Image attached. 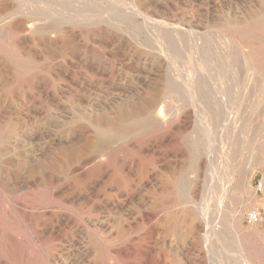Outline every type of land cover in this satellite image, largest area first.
<instances>
[{
	"label": "rangeland",
	"instance_id": "374dc122",
	"mask_svg": "<svg viewBox=\"0 0 264 264\" xmlns=\"http://www.w3.org/2000/svg\"><path fill=\"white\" fill-rule=\"evenodd\" d=\"M70 1L0 0V133L11 138L19 125L25 173L34 165L26 156L37 159L36 207L50 202L42 167L77 153L99 133L89 119L129 129L132 121L121 115L153 104L149 121L138 122L127 137L102 134L114 153L135 161L133 172L97 183L78 224L62 226V232L105 236L124 219L138 225L149 210L152 264H264V0ZM83 104L89 110L79 113ZM163 120L165 127L157 123ZM210 155L212 199L206 190L197 193L191 210L169 225L173 202L185 205ZM140 161L149 177L141 207ZM78 182L96 187L84 178ZM252 212L260 223L248 224ZM139 235L137 227L131 245H140ZM61 244L64 258L83 251ZM84 245L91 247L86 238ZM41 261L37 248L36 264Z\"/></svg>",
	"mask_w": 264,
	"mask_h": 264
},
{
	"label": "bare ground",
	"instance_id": "6f19581e",
	"mask_svg": "<svg viewBox=\"0 0 264 264\" xmlns=\"http://www.w3.org/2000/svg\"><path fill=\"white\" fill-rule=\"evenodd\" d=\"M27 28L30 30L33 28V25H29L27 26ZM1 69L2 67H0V80L2 81L3 76H4L2 73L4 69L2 70ZM203 89H201V91ZM221 96L223 97V94H221ZM2 102L3 101L0 100V116L4 114L2 112L5 111V108H4L5 106L3 105ZM211 102L213 103V100ZM152 108H153V104H146L145 106H143V108L142 107L135 108L136 110L134 109L135 111L133 112L128 111L124 113L123 115H121L122 114L121 113L120 115L122 116L121 118L124 119L123 120L124 122L128 120L129 118H130L129 120L132 121V126H130L129 129L125 127L123 128L115 127L114 122L113 121L109 122V120L107 119L106 120L89 119L88 123L94 128V130H98L99 133L98 134L95 133L96 136L93 139L92 138L89 139L86 142L85 146L79 148L77 153L74 152L75 154L70 155V156L68 154L67 157L63 155L64 157H60L58 159H52L51 161L47 160L48 163H46L45 166L42 167L41 169L42 175H43L42 178L44 182L46 183L45 188L50 195V202L40 203L41 205L39 204L37 205L39 207H36V182H37L36 181V178H37L36 177L37 176L36 175V164H37L36 160L37 159L31 158L28 155L26 156L27 160L30 161V164H34V165H33V169H28V171L25 173L26 168L24 167V161H23V158H24L23 150L24 149L22 150L21 143L23 141L19 135V132H20L19 125L15 123L14 133H13L14 136H12L11 138H8L2 133H0V264H36V249L37 248L43 252V262L41 261V263H38V264H152L151 254L149 253V248L147 246V241L150 238L148 221L151 215L148 213L149 210L148 211L146 210L145 212H143L142 215L140 216V219L136 220V221H139L138 225H136L134 222H129L128 219H124L123 221L116 223L117 226L113 228L112 231H110V233L106 234L105 236L104 234L100 237H96V236L94 237L92 235L87 236L85 233H83L79 229H77L71 234H64L61 229L62 226L78 224L79 218L82 216V213H81L82 206L84 204L86 205L91 202L92 199L90 197L91 195L90 193L95 191V188H97L98 184L102 185V183L104 184L114 183L111 180L113 179L116 173L120 177L121 174L124 173V171H128L131 174L133 172L135 161L131 158L122 157L121 155L120 157L119 155L114 153L113 152L114 148L112 147L113 142L105 140L102 134L111 133L114 131L117 134H120L121 138L124 137V135H126L125 137H127L128 131L131 132V129L136 130V125L138 124V122L149 121V117L152 114L151 112ZM227 109L226 111H228ZM87 110L89 109L84 104L79 106V109H78L79 113L83 111H87ZM161 110L163 111V109ZM159 113H160V110L159 112H157L158 114L157 116H159ZM227 114L228 113H226V115ZM215 120H217V118H215ZM225 122H228V121H225ZM157 123L159 124V126L162 125V127H165V124H166L164 120L162 122H157ZM184 124L186 123L184 122ZM223 126L225 127V125ZM75 134H73V136ZM207 137L209 136L207 135ZM128 138H131V137H128ZM38 156L36 155V157ZM209 157H210V160H208L207 162H204V163L201 162V166L205 167L204 172L202 173L201 171L200 173V169L198 170L197 180H195L192 186V190H191L192 193L188 194L187 201H184L185 205L183 204L180 205L182 206L183 210L179 209L180 207L179 205L174 204V202L176 201L173 202L174 210L172 209L173 210L172 213L171 214L169 213V220H170L168 222L169 225H171V219L175 220V217L183 213L184 210H189V211L191 210L192 205H189V204L193 203L194 199H196L197 193H200L206 190L207 200L212 199L210 197H213V190H214L213 183L215 179V170L213 167L214 165L212 162L213 159L211 155ZM114 160L120 161L118 162L120 163L119 164L120 167L117 170H114L115 168L113 169L112 167ZM141 163L142 161H140L139 168L137 167L138 169L136 170V177L139 181L137 190L141 194L140 207L141 205H144L145 203L144 202L145 200L142 198V196L144 192H146L145 194H148L147 185L149 181L148 170L146 168L145 169L141 168ZM93 172H96V175L93 177H90L92 176ZM202 174H203V177H202ZM254 175H255L254 173H251L250 176H252V179ZM201 177L203 179V182H201ZM78 178H84L87 181H94V183L96 184V187L91 182H90L91 184H87V185L81 184L80 182H78ZM121 181L125 182L124 180H121ZM173 181H174V176L171 174V177L169 178V182H170V185L168 186L169 188L171 187ZM124 187L125 188L128 187L127 183H124ZM169 188L167 189L169 190ZM123 192L124 191L119 190L118 195H121ZM133 193L134 192L128 191L126 193V197H128L129 199H134L135 194ZM95 196L99 197L101 196V193L97 192ZM104 207H107V205L105 204ZM202 211L203 210H201V212ZM202 213L205 217V220L207 219L206 221H208V224H206L207 229L212 231V228H210L211 217H209V215L207 214L206 209ZM36 220L38 221L37 224H36ZM137 227L140 232V235H139L140 245L133 246L131 245V242L133 240L132 236ZM193 230L196 231L197 228H193ZM210 233L211 232H209V234ZM85 238L88 239V243L91 246L90 248L84 245ZM62 241H66L70 243L71 244L70 247H72V249L73 248L78 249V247L81 248L83 250L82 253L80 255L77 254V256L75 257L73 255L72 257L68 256L67 258H64L62 254H59V248L62 245L61 244Z\"/></svg>",
	"mask_w": 264,
	"mask_h": 264
},
{
	"label": "built area",
	"instance_id": "2783aa9c",
	"mask_svg": "<svg viewBox=\"0 0 264 264\" xmlns=\"http://www.w3.org/2000/svg\"><path fill=\"white\" fill-rule=\"evenodd\" d=\"M247 222H248V224H251V225L258 224L261 222V216L257 212H252V213L248 214Z\"/></svg>",
	"mask_w": 264,
	"mask_h": 264
}]
</instances>
